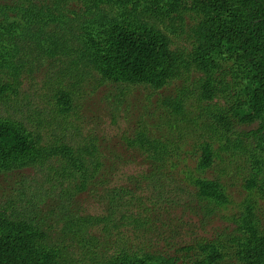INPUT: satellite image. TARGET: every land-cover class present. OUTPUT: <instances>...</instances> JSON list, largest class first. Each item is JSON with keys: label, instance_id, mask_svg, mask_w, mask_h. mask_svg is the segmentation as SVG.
I'll list each match as a JSON object with an SVG mask.
<instances>
[{"label": "trees", "instance_id": "1", "mask_svg": "<svg viewBox=\"0 0 264 264\" xmlns=\"http://www.w3.org/2000/svg\"><path fill=\"white\" fill-rule=\"evenodd\" d=\"M183 35L190 47L178 42ZM32 54L49 59L55 73L44 82L43 108L21 90ZM178 81L177 95L157 103L167 133L158 136L140 122L134 138L122 137L134 159L118 158L115 173L107 165L115 159L100 150L98 138L80 140L74 120L84 95L109 88L108 99L119 107L143 89L151 104ZM189 139L202 150L203 173L216 165L219 181L238 176L247 189L264 191V0H0V174L34 171L0 201V264H150L144 257L160 264H264V220L254 208L247 224L234 220V233L183 247L188 259L108 243L120 224L154 233L148 246L154 240L169 246L173 233L147 228L143 215L187 208L205 222L219 211L222 185L202 177L193 191L167 170ZM131 164L138 172L124 171ZM125 178L129 183L118 184ZM98 179L115 184L104 189L108 213L71 214ZM55 199L56 209L44 215L41 203Z\"/></svg>", "mask_w": 264, "mask_h": 264}, {"label": "rangeland", "instance_id": "2", "mask_svg": "<svg viewBox=\"0 0 264 264\" xmlns=\"http://www.w3.org/2000/svg\"><path fill=\"white\" fill-rule=\"evenodd\" d=\"M190 24L191 21L186 19L184 30H188L187 27ZM186 38L187 36L183 35L182 40L178 42L190 47L191 45L183 40H186ZM37 58H40V56ZM37 58L34 54L28 57L29 64L26 69L32 71L31 77L33 80L28 78L26 74L28 70L25 69L23 76L26 79L22 82L21 90L29 94L32 98L33 106L39 105L43 108L46 101L45 95L48 92V86L44 87V82H48L55 73H53L54 69L49 63V59L43 57V59L39 60ZM181 84L182 82L178 81L170 87L160 90L153 97L151 104L147 102L145 98L147 92L143 89H135V92L128 96V101L119 107L113 105L112 98L108 99L109 88H103L93 95H84L83 99L80 100V119L74 120L82 130L80 140L98 138L100 140V150L105 152L107 156L112 155L115 159L107 163L108 171L115 173V170H119L123 163V161L119 162L118 158L119 160L122 158L124 161H132L134 159L135 151L127 148V144L122 137L134 138L140 122L143 125L145 123L144 126L149 127L150 132L158 136L167 133L166 129L160 130L161 124L164 123L165 115L160 118L161 110L156 111L157 103L163 96L175 97L178 87L182 86ZM195 99L196 94L194 97L192 96V100L189 103L195 102ZM114 110H116L115 113ZM113 116H116L115 119ZM250 127H247V129ZM214 149L217 150L218 146H215ZM201 155L202 150L199 145L189 139L183 142L179 153L168 163L167 170L175 180L193 191L197 189L194 180L202 177L213 181L215 184L222 185L220 192L223 194L224 199L220 201L219 211L215 212L210 220L201 222V219L187 208L164 211L159 218H156V213L146 214L143 215V219L145 220L144 222H147V228L151 229L155 224V227L160 231L173 233V238L170 241L171 245L167 246L165 242L154 240V246H148L146 244L151 240V237L156 239L152 235L154 233L149 232L148 235H144L141 234L142 230L139 232L131 226H121L120 224H117V227L112 230V234L108 237L109 241L107 240L108 243L115 246L121 244L130 247L132 252H140L139 250L141 249H147L155 256L162 253L171 257L176 256L188 259L192 254H185L181 251L183 247L194 246L202 239H215L224 230L234 233L237 229V224L234 220L239 218L241 223L243 221L244 225L247 224L244 219L251 208H254L258 217L264 220V191L261 189H247L243 185L242 179L238 176L235 178V182H227L224 178L219 181L215 170L216 165L203 173L199 168ZM219 163L220 160H217L216 164L218 165ZM136 165H128L124 167V171L128 174L136 173L139 170ZM232 171L231 176H234V171L236 170ZM18 173L0 174V201L5 200L20 187L22 189V181L31 177L34 171L28 169L22 174L17 175ZM39 182L44 183V178L41 177ZM123 182L129 183V180L125 178L118 184H124ZM36 184H34L32 192L35 191ZM24 186L27 188V185ZM110 186L114 187L115 184L105 185L101 181L99 182V179L90 181L87 184V189L77 197L71 206L70 213L78 216L107 214L106 210L109 200L102 198L105 195L104 189ZM41 204L42 213L49 217L48 210L50 207L56 209L58 199L52 200L47 204L43 201ZM54 215L57 216L56 214ZM55 216H52V218H55ZM120 217L121 213L117 214L116 220L120 221ZM115 246H108V248L110 247V250L117 249ZM144 258L150 264H160V261L155 258L153 260H149L147 257Z\"/></svg>", "mask_w": 264, "mask_h": 264}]
</instances>
